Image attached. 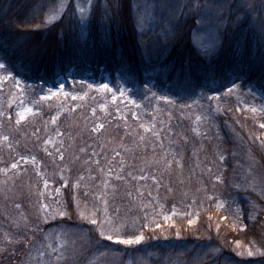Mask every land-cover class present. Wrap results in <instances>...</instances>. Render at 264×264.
<instances>
[{
	"label": "trees",
	"instance_id": "obj_1",
	"mask_svg": "<svg viewBox=\"0 0 264 264\" xmlns=\"http://www.w3.org/2000/svg\"><path fill=\"white\" fill-rule=\"evenodd\" d=\"M214 1L225 6V13L221 15L225 22L219 30L218 46L207 52L197 48L192 39L207 0H179L182 5L178 7L177 28L166 25L165 33L163 27L160 30L158 26L138 28L141 22L138 16L142 10L137 9L136 0H90L86 18L81 16L78 0H0V61L14 76L35 88L36 100L42 88L57 87L60 82H64V86H69L70 80L118 83L137 94L135 101L138 100L140 108H135L148 115L152 109L146 107L148 101L144 102L141 90L150 82L166 89V93L181 97L178 100L183 104L193 98L203 101L206 93L222 92L231 85L235 75L242 77L241 84L252 83L264 94V23L260 18L255 22L251 10L239 5V0ZM45 103L35 104L34 115L20 121L13 107H0V157H4L5 166L12 159L22 165L11 170L6 178L9 184H15L14 192H0V243H3L0 246L17 248L21 264L32 257L39 245L45 244L43 231L48 224L75 227L80 224L85 227L78 218L76 196L90 193L89 196L98 198V184L103 180L113 181L117 185V189L110 193L113 207L126 191L123 189L130 186L129 182L134 183L140 177L144 181H166L158 171L160 164L166 161L160 157V163L155 166L159 149L163 152L167 148L163 153L175 152L179 159L183 147L187 149L184 153L189 155L188 151L194 147L193 141L195 145L197 143L193 137L187 142L182 138L183 134L185 138L189 137L195 124L185 121L178 108L177 112L171 111L175 114L174 121L163 138L156 141L153 137L154 150L142 143L131 148L129 159L124 157L121 162L123 156L118 149L116 153H105L97 141L95 131L99 126H88L90 119H97L92 116L95 108H78L74 116L67 112L69 106L67 110L60 106L59 113L55 102ZM214 114L211 119L218 126L216 131L211 129L208 119L204 123L216 133L214 137L219 150L247 147L264 170V142L255 139L263 129L251 118H243L233 110ZM72 119L76 121L70 124ZM110 130L114 137L120 136L119 129ZM102 134L99 133L101 143ZM43 164L47 167L43 168ZM229 166L233 163L227 157L219 165L220 172H209L207 178L200 181L207 190L204 194L197 193L201 205L195 206L196 214L191 219L178 217L173 225L164 224L163 229L147 234L153 236L151 244L154 242L152 245L165 258L209 264L208 260L194 262L190 259L191 252L184 255L180 250L187 249V245L205 249L214 244L217 250L218 247L227 250L216 255L220 256L217 260L222 261L228 254L233 258L236 250L229 248L241 242L243 246L249 245L259 253L263 252L255 259L249 258L250 262L264 264V193L236 190ZM187 168L195 169L193 160ZM41 171L47 175L52 172L51 178L57 179L61 174L66 177L67 186L56 194L65 208V215L47 223L35 217L26 224L11 222L5 211L12 210L7 208L11 201L16 203L21 199L15 190L27 184L23 196L30 193L28 197L37 199L45 194L46 176ZM2 176L4 178V174ZM75 185L78 188H74ZM213 185L221 190L219 197L231 200L237 215L218 208L215 204L218 197L211 191ZM57 186L51 184V187ZM134 190L130 188L127 192L135 196ZM23 205L29 204L25 201ZM161 209L168 212L165 203ZM230 216L237 217L235 226ZM163 234L167 237H161ZM87 240L91 247L100 244V254L110 250L108 241L100 238L92 227ZM1 257L4 258L5 254ZM61 258L62 264H91L90 260L78 261L82 258H69L67 254L61 253ZM246 260L240 259L243 264L249 262ZM163 264H167L165 259Z\"/></svg>",
	"mask_w": 264,
	"mask_h": 264
},
{
	"label": "rangeland",
	"instance_id": "obj_2",
	"mask_svg": "<svg viewBox=\"0 0 264 264\" xmlns=\"http://www.w3.org/2000/svg\"><path fill=\"white\" fill-rule=\"evenodd\" d=\"M242 4L251 10L255 22L260 18V21L264 23V0H239V5L242 6ZM89 5L90 0H78L77 7L82 18H86ZM181 5L179 0H136L137 9L142 10L138 16V21L141 20L138 28L143 30L158 26L160 30L163 27L162 32L164 33L166 25H170V28H177L178 7ZM224 13L225 6L221 2L207 0L192 36L197 48L207 52L215 50L219 44V30L224 27L221 26L225 22L221 18ZM0 64L3 65L1 61ZM241 83L242 77L235 75L231 79V85L222 92L206 93L203 101L193 98L186 100L183 104L178 100L182 99L181 97L166 93V89L150 82L141 90L144 102L148 101L146 107L152 109L150 111L152 114L148 115L147 112L144 113L143 110L135 108L136 106L140 108L138 100L135 101L137 94L118 83L70 80L69 86H64V82H60L57 87L42 88V92L36 100L33 95L35 88L14 76L7 67L0 68V107L2 105L6 106V109L13 107L18 121L34 115L35 104L43 102H46L47 105L50 101L55 102V108H59V113H61L60 106L66 107V110L68 106L69 108L77 107L73 111H70L69 108L67 110L74 116L78 108L83 110L93 107L96 110L92 116L97 119H90L88 126L93 128L96 125L99 126V129L95 131L97 141L105 153L110 154L118 149L123 156L121 162L124 161V157L129 159L128 152L131 148H136L142 143H145V146L148 144L151 150H154L153 137H156V141L159 138L162 139L174 121L175 114L171 111L177 112L179 108L183 112L181 115L185 121L195 124V128L192 129V133H189L188 138H185V134L182 135L186 142L191 137L197 142L195 145V141H193L194 147L188 151L189 155L184 153V150H187L184 147L179 159L174 155L175 152L163 153L167 148L163 152L159 149L160 156L156 159L155 166L160 163V157L166 161L158 167L159 174H163L166 181L157 183L156 180L144 181V178L140 177L134 183L129 182L130 186L127 189L122 188L126 191L120 197L124 198H119L113 207H111L113 204L111 194L117 189V185L113 181H101L98 184L100 188L98 198L89 196L90 193L76 196L78 218L86 228L80 224H76L77 227L48 224L43 231L45 244L39 245L37 250L32 253V257L24 263L62 264V253L67 254L69 258L73 256L82 258L78 261L90 260L91 264H154L155 262L163 264L164 259L167 264H175V262L191 264L182 258H177L178 260L174 261L170 259L175 258H165L164 255H161V251H157L156 246L152 245L154 242L151 244L153 236L147 234L157 229H163L164 224L173 225L178 217L185 220L191 219L196 214L195 206L201 205L198 204L201 199L197 193L204 194L207 190L200 181L206 179L209 172H220V163L230 157L233 166H229L228 170L234 178L235 189L244 192L252 190L264 193V170L255 161L251 150L247 147L230 148L229 151L226 148L219 150L215 142L217 141L214 137L216 133L213 131H216L218 126L211 117H214V113L224 114L225 111L231 110L243 118H251L256 125L260 126L263 129L262 134L260 132L258 136L254 135L258 142H264V94L252 83L246 85ZM104 85L107 87H103ZM31 99L32 102H29ZM76 116L78 115L76 114ZM205 119H208L213 131L206 128ZM75 121L72 119V122L69 123L73 124ZM132 122L136 124V127ZM110 128L119 129L117 132L120 133V136L114 137ZM100 129L104 130L98 132ZM99 133H103L102 143ZM214 142L215 144H213ZM220 147L222 148V145ZM169 148L171 147L169 146ZM0 158H2L0 159V192L9 194L8 191L14 192L15 184L13 182L9 184L6 178L11 174V170L20 168L22 165L18 164L16 159L9 161L10 159L6 158L9 165L5 166L4 157ZM192 160L195 163V169L189 168L188 170L187 166ZM46 167L47 165L43 164V168ZM41 172L43 176H46L44 179L46 181L45 194L37 199L34 196L28 197L30 193L23 196L22 193L27 190V184H23L21 188L15 190L21 199L16 203L11 201L10 207L7 208L12 210L5 211L11 222L26 224L35 217L41 219L43 223H47L65 215V208L56 194L67 186L66 177L61 174L57 179L51 178L52 172L49 175ZM2 174H4V178ZM54 183L58 185L57 188L51 187V184ZM158 184H160V188H158ZM213 187L211 191L215 192L218 197L215 198L218 208L227 210V213L231 215H237V209L233 207L231 200H223L222 197H219L221 190L217 189L216 185ZM74 188H78V185H75ZM130 188L135 189L133 191L135 196H131L127 192ZM25 201L30 206H24ZM163 203L168 209L167 213L161 211ZM236 218L235 216L230 220L233 226L236 225ZM90 227L96 229L100 238L108 241L107 245L110 250H105L100 254V244L92 245V247L88 245L87 237H89ZM151 235L153 234L151 233ZM141 237L142 239H140ZM161 237L165 238L167 234H163ZM127 241L132 242L127 243ZM2 244L0 243V245ZM241 245V242H237L234 247L229 248L231 251L236 250L235 255L231 258V255L228 254L223 257L222 261L217 260L220 256L216 255L227 250L219 247L217 250L214 244L207 245L205 249L187 245L185 246L187 249H181L180 253L185 255L191 252V260H195L194 262L208 260L209 264H243L240 259L245 258L246 261H249V258L255 259L256 256L263 254L262 251L259 253L258 249L249 245ZM152 246L154 248H151ZM0 253L1 255L5 254L4 258L0 255V264H21L22 262L21 255H17V248L0 246ZM254 262L249 261L244 264H254Z\"/></svg>",
	"mask_w": 264,
	"mask_h": 264
},
{
	"label": "snow or ice",
	"instance_id": "obj_3",
	"mask_svg": "<svg viewBox=\"0 0 264 264\" xmlns=\"http://www.w3.org/2000/svg\"><path fill=\"white\" fill-rule=\"evenodd\" d=\"M4 67V65H2V64H0V68H3ZM103 87H107V85H104ZM93 223H95V221H93ZM109 239H111V237H109ZM140 239H142V237L140 238ZM132 241H127V243H131Z\"/></svg>",
	"mask_w": 264,
	"mask_h": 264
}]
</instances>
